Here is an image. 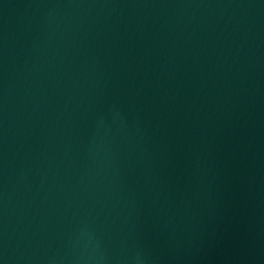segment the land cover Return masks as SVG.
Returning a JSON list of instances; mask_svg holds the SVG:
<instances>
[{
  "label": "water",
  "instance_id": "water-1",
  "mask_svg": "<svg viewBox=\"0 0 264 264\" xmlns=\"http://www.w3.org/2000/svg\"><path fill=\"white\" fill-rule=\"evenodd\" d=\"M0 264H264V0H0Z\"/></svg>",
  "mask_w": 264,
  "mask_h": 264
}]
</instances>
